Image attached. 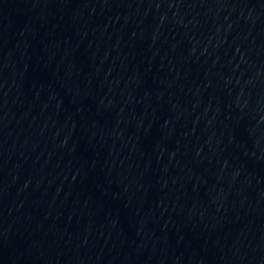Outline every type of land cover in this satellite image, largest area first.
Returning a JSON list of instances; mask_svg holds the SVG:
<instances>
[{
	"label": "water",
	"instance_id": "obj_1",
	"mask_svg": "<svg viewBox=\"0 0 264 264\" xmlns=\"http://www.w3.org/2000/svg\"><path fill=\"white\" fill-rule=\"evenodd\" d=\"M0 264H264V0H0Z\"/></svg>",
	"mask_w": 264,
	"mask_h": 264
}]
</instances>
